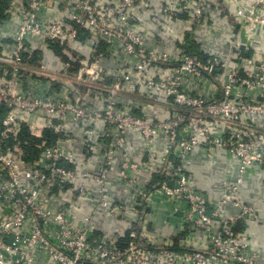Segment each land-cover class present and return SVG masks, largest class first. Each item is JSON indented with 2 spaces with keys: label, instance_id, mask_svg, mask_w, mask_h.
<instances>
[{
  "label": "built area",
  "instance_id": "1",
  "mask_svg": "<svg viewBox=\"0 0 264 264\" xmlns=\"http://www.w3.org/2000/svg\"><path fill=\"white\" fill-rule=\"evenodd\" d=\"M220 2L236 30L229 56L208 46L173 53L146 37L143 15L167 33L180 19L206 23ZM82 37L94 47L89 56ZM263 41L264 0H8L0 20V264H264L251 235L236 230L258 211L240 186L264 176ZM59 49L52 67L45 52ZM126 91L134 94L127 102ZM137 94L167 103L169 116L141 114ZM131 134L144 142L143 161L125 153ZM99 138L108 144L96 170ZM32 139L39 153L30 161ZM196 149L212 160L225 150L240 173L225 180L220 202L192 184ZM153 172L162 180L151 185ZM112 178L132 204L113 201ZM93 187L100 201L81 215ZM230 203L241 211L226 219ZM164 206L173 208L176 237L188 234L181 250L148 230L147 218L161 220ZM114 210L134 217L122 239L97 234L96 218Z\"/></svg>",
  "mask_w": 264,
  "mask_h": 264
},
{
  "label": "crops",
  "instance_id": "2",
  "mask_svg": "<svg viewBox=\"0 0 264 264\" xmlns=\"http://www.w3.org/2000/svg\"><path fill=\"white\" fill-rule=\"evenodd\" d=\"M155 3L163 2L164 0H152ZM218 4H220L218 6ZM214 4L210 14L209 20L201 25L193 24L187 18L180 19L174 22L169 28L168 32L165 33L163 29L155 24L153 20L147 15H143V26L145 28L146 37L153 45L161 47V49H166L176 53L179 48H185L191 53L202 54V49L209 47L215 53L222 54L225 56L231 55L234 50V33L236 30L233 28L230 19L227 17L226 7L223 2ZM184 37L185 45L181 46L180 39L181 36ZM86 38V37H85ZM233 40V41H232ZM81 55L89 56L91 51L94 49L91 45L87 44V40L84 37L81 38ZM263 50L260 52L263 54L264 58V41ZM53 51L50 52L46 50L47 62H51L52 67L55 58L60 57L63 51ZM62 52V53H61ZM51 57L53 58L51 60ZM64 59V56H62ZM60 59V61L62 60ZM44 62V61H43ZM108 63V62H107ZM108 65H111L109 63ZM82 92V89H81ZM134 94L131 91H126L124 93L123 100L127 102ZM138 98L141 99V114H144L150 118L167 117L169 116V105L164 102H159L157 99H145L143 95L137 94ZM103 100H99L96 106H101ZM101 103V104H100ZM258 125L264 129V119L258 120ZM48 133V132H47ZM46 133V134H47ZM131 143L126 148V154L136 161H143L147 158L144 151V142L141 138L135 134L130 135ZM108 144L107 139L99 138L98 150L101 151L103 145ZM74 151L77 148H72ZM106 148L104 147L100 152H96L94 156V169H98L101 165V155ZM217 158L215 160L211 159V156L206 150L196 149L189 159V176L191 178L192 184L198 190L203 191L211 199L216 202H220L223 198L224 183L226 179H236L238 172L231 169L225 158V150H219ZM155 154L157 167L161 166L162 160L159 152ZM256 172L254 176H250L244 184L239 188V196L241 197L244 204L253 206L256 208L257 215L249 216L247 218L239 219L236 224V229L239 232H245L251 235L250 244L252 248L262 254L264 258V176ZM148 176V174H145ZM150 175V173H149ZM159 180H156V179ZM162 180L160 173L153 172L151 176V185L158 183ZM110 193L114 197L113 201L118 204L119 201L124 204H132L134 202V197L132 196L130 190L116 183V180L112 178L108 184ZM95 199L84 201L82 205L84 207L81 209V215H89L92 209L99 203L100 197L97 193L96 187L92 188ZM114 206V204H113ZM171 206H164L159 211L162 215L161 220H152L147 218L148 230L155 237V240L160 244H165L166 242L172 240L175 247L178 249H183L179 247L182 243H185L187 238L183 234L179 238L176 237V228L174 224L169 221L170 212L172 211ZM241 211L235 204L230 203L226 209L225 217L226 219L233 218L235 215L239 214ZM133 216L127 214L124 215L118 210L112 211L110 215L107 213L100 214L96 218V226L98 228L97 234L100 236L118 237L122 239L123 235L127 234V230L131 225ZM145 220V217H142ZM264 261V260H263Z\"/></svg>",
  "mask_w": 264,
  "mask_h": 264
},
{
  "label": "trees",
  "instance_id": "3",
  "mask_svg": "<svg viewBox=\"0 0 264 264\" xmlns=\"http://www.w3.org/2000/svg\"><path fill=\"white\" fill-rule=\"evenodd\" d=\"M8 6V0H0V20H3L5 18V11L7 9ZM60 51V50H59ZM29 138V135H27V133H24L23 135V139ZM49 142H54L56 139V136H53L50 132H48L46 134L45 137ZM40 141L37 140V143H39ZM25 151L27 152V156L26 159L28 160H34L38 153H39V149L35 146V142L34 139L31 140L29 145H25ZM156 180H159L158 178ZM237 230V229H236ZM238 231V230H237ZM123 243H128L129 239L125 238L122 241Z\"/></svg>",
  "mask_w": 264,
  "mask_h": 264
}]
</instances>
